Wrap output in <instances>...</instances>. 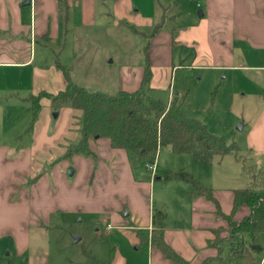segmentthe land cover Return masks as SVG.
Masks as SVG:
<instances>
[{"label": "crops", "instance_id": "0c3cea01", "mask_svg": "<svg viewBox=\"0 0 264 264\" xmlns=\"http://www.w3.org/2000/svg\"><path fill=\"white\" fill-rule=\"evenodd\" d=\"M181 1L172 2L179 5ZM102 2L104 0H0V234L11 230L21 235L30 227L43 225L44 217L54 210L81 208L109 210L111 224L122 228L125 226L120 212L123 204H127L137 222L130 227V241L135 248L134 229L152 227V211L144 195L148 193L144 186L149 182L133 177L126 151L111 148L107 138L91 139L89 146L103 169L95 168L93 159L82 154L67 156L70 140L78 135L71 130L74 120L71 116H79L81 111L70 106L53 109L49 96L43 95L33 119L30 104L25 99L39 91L52 94L64 88L59 65L73 66L61 58L64 40L70 35L77 38L80 34H91L94 29L100 34L101 29L110 26L111 19L102 11ZM194 2L197 6L196 0ZM198 2L195 11L192 0H187L186 7L177 6V11L169 15L175 22L171 27L165 26L168 17L165 12L155 22L160 23V27L150 37L146 51L151 76L143 86L145 91L146 86H166L170 73L180 67L173 62L174 47L178 59L184 62L189 57L192 65L205 61L214 68L264 71V0ZM161 8L166 9L163 5ZM144 67L145 58L135 66L122 65L115 91L138 88ZM112 156L117 159L115 177L104 162ZM68 159L73 163L72 177L65 172L69 167ZM254 160L251 166H264L259 157ZM90 176L93 185L88 189L84 180ZM250 183L251 179L247 186ZM209 188L218 206L203 196L189 197V189L184 186L172 210L177 217L188 215L187 223L176 221L169 225L167 214L163 219L165 241L193 263L219 258L221 240L227 241L223 242L227 254L231 246L225 215L231 210L233 188L226 192L213 186ZM247 213L248 208L243 205L233 218L238 220ZM242 236L248 237L247 234ZM257 238L264 246V234ZM155 249L149 246L146 253L151 254ZM116 255L110 264H124L121 253Z\"/></svg>", "mask_w": 264, "mask_h": 264}, {"label": "rangeland", "instance_id": "374dc122", "mask_svg": "<svg viewBox=\"0 0 264 264\" xmlns=\"http://www.w3.org/2000/svg\"><path fill=\"white\" fill-rule=\"evenodd\" d=\"M172 1L104 0L101 7L111 19L110 26L101 29L100 34L94 29L90 31L91 34H80L77 38L70 35L64 40L61 58L73 63L70 70L73 82L88 90L114 93L115 86L119 84L121 66H135L144 61L143 48L148 34L141 32H150L163 12L168 16L165 26L171 27L175 22L169 15L177 11V6L183 8L188 5L187 0H182L179 5ZM162 5L166 9H162ZM192 7L194 11L198 8L194 0ZM173 49V62L175 65L180 64V67L170 73L166 86H146L147 94L166 102L169 93L171 96L177 91L184 96L182 111L204 122L207 130L222 137L227 145L234 141L236 152L214 155L210 163L204 164L194 162L188 153H174L168 146H161L152 163L148 158H140L135 151L124 149L133 177L149 182L144 186L148 192L144 195L151 211L162 210L167 214L166 223L169 225L176 221L186 224L188 220V215L177 217L172 210L182 188L185 186L189 189L188 184L176 175L177 171L185 170L202 185L226 192L235 187L247 186L251 179V163L257 157L264 161V71L214 68L205 61L192 65L189 57L181 62L175 52L176 47ZM87 59L89 63L85 62ZM71 118L74 119L71 130L77 133L82 112ZM77 139L78 135L69 143H75ZM87 157L93 159L95 168L103 169L95 154ZM68 160L67 176L74 169L72 159ZM104 162L109 173L115 177L116 157L107 158ZM147 162L153 165V172L147 168ZM44 165L48 168L47 163ZM166 173L169 177L165 176ZM92 179L90 176L84 180L88 189L93 185ZM259 180L260 175L257 182ZM139 191L142 192V187ZM120 212L121 219L125 220L122 228L111 224L109 210L81 208L54 210L44 217L43 225L30 227L21 235L11 230L3 232L0 234V264H78L84 260V249L101 263L110 260L112 249L111 259L115 260L117 252H120L124 264H169L157 249L150 254L135 248V244L130 241V227H134L137 222L127 204L122 205ZM223 242L227 241H220L221 258H213L212 264H224L228 254Z\"/></svg>", "mask_w": 264, "mask_h": 264}, {"label": "trees", "instance_id": "16d2710c", "mask_svg": "<svg viewBox=\"0 0 264 264\" xmlns=\"http://www.w3.org/2000/svg\"><path fill=\"white\" fill-rule=\"evenodd\" d=\"M160 23L154 25L146 35L144 46L145 67L141 85L132 90L118 89L112 94L99 90H88L73 82L70 76L71 66L59 65L64 76V88L55 93L39 91L29 94L25 99L30 104L33 119L40 108V98L47 95L53 109L71 106L80 109L82 119L78 127V139L70 144L66 155H90L92 150L89 142L94 138H107L111 148H123L135 151L140 158H148L154 162L155 153L161 146H168L174 153H188L194 162L209 163L214 155L236 152L234 141L230 145L222 137L207 130L204 122L186 115L182 111L184 96L172 94L168 101L155 98L143 88L150 79L151 70L147 57L149 39L159 29ZM136 31V29H133ZM144 34V32H141ZM255 167V168H254ZM251 183L246 187L232 189V205L225 215L230 228L228 256L224 264H264V246L259 242L258 235L264 234V166H251ZM258 175L260 180L257 182ZM176 175L189 186V197L199 195L214 202L218 206L213 190L202 185L195 177L185 170ZM169 177V174H165ZM248 207V213L240 219L233 216L241 206ZM162 210L151 213L152 227L134 229L137 237L136 248L147 252L149 246L156 248L167 259L169 264H212L205 258L197 263L190 262L177 253L164 239ZM247 234V238L243 237ZM84 260L78 264H110L99 262L89 251L83 250Z\"/></svg>", "mask_w": 264, "mask_h": 264}, {"label": "built area", "instance_id": "2783aa9c", "mask_svg": "<svg viewBox=\"0 0 264 264\" xmlns=\"http://www.w3.org/2000/svg\"><path fill=\"white\" fill-rule=\"evenodd\" d=\"M196 4H197V6H199V2H198V0H196ZM152 163H153V162H152ZM146 166H147V168H149V169L153 172V165H152L151 163L147 162V163H146Z\"/></svg>", "mask_w": 264, "mask_h": 264}, {"label": "water", "instance_id": "95a60500", "mask_svg": "<svg viewBox=\"0 0 264 264\" xmlns=\"http://www.w3.org/2000/svg\"><path fill=\"white\" fill-rule=\"evenodd\" d=\"M27 2H29V0H27ZM174 94H177V91L176 92H174ZM72 173H73V171H69V176H71L72 175Z\"/></svg>", "mask_w": 264, "mask_h": 264}]
</instances>
